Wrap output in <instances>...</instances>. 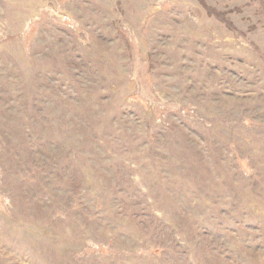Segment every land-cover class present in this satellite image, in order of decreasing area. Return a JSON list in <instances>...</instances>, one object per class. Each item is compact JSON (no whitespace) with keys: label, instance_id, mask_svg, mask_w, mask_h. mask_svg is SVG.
Instances as JSON below:
<instances>
[{"label":"rangeland","instance_id":"rangeland-1","mask_svg":"<svg viewBox=\"0 0 264 264\" xmlns=\"http://www.w3.org/2000/svg\"><path fill=\"white\" fill-rule=\"evenodd\" d=\"M0 264H264V0H0Z\"/></svg>","mask_w":264,"mask_h":264}]
</instances>
